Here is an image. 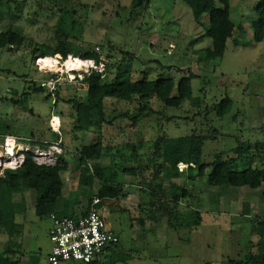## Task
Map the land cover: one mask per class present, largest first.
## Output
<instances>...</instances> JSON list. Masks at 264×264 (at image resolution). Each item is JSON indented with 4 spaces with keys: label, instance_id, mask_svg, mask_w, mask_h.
Listing matches in <instances>:
<instances>
[{
    "label": "rangeland",
    "instance_id": "rangeland-1",
    "mask_svg": "<svg viewBox=\"0 0 264 264\" xmlns=\"http://www.w3.org/2000/svg\"><path fill=\"white\" fill-rule=\"evenodd\" d=\"M257 2L230 0L233 37L227 40L221 58L206 61L200 50L211 46V38L205 35L204 26L193 21L184 0H150L136 8L131 6V0H0V32L10 28L22 36L20 44L0 48V89L9 88L18 97L26 96L24 106L13 105L9 100L0 105V116L10 125L9 136L19 143L14 144L12 153H6L1 147L6 137L0 138V159L14 165L25 152L33 159L38 147L46 153L47 164L56 163L58 155L67 156L63 196L68 205L80 195L75 204L78 207L99 189L91 163L82 162L74 150L95 140L96 135L75 127V111L71 103L62 100L83 98L86 91L82 81L65 80L64 69L52 73L58 80L53 95H48L46 88L32 89L48 79L46 73L51 74L38 71L35 66L41 44L56 48L66 41L82 49H94L106 66L119 68L122 75L129 74L133 80L177 81L192 73L196 76L191 80L192 95L200 98L199 105L184 99L178 107L164 106L150 98L148 105L154 113L145 112L135 125L119 121L123 129L119 139L127 146L116 155L113 168L120 176L118 181L127 186L123 195L112 202L119 212L109 211L106 217V227L118 236L116 247L106 258L110 257L112 264H228L229 259L238 260L250 252L262 253L251 241L255 239L253 222L263 214L264 186L229 188L218 195L216 204L215 195L220 189L207 185L206 177L177 179L175 187L169 180L161 181L160 173L155 175L157 165L152 159L157 138L197 133L204 139L202 159L208 170L216 153L232 156L231 149L239 140L253 142L264 138V39L253 41L249 24L257 19ZM202 21L207 24V17L203 16ZM64 60L61 57L60 63ZM225 96L232 99L231 109L218 116L213 106ZM113 107L109 104L108 110ZM137 108L138 104L132 103L131 114H136ZM51 114L61 120L58 133L48 131L47 118ZM37 139L49 144L61 139L60 149H44L36 143ZM109 159L106 149L98 162L101 168L108 167ZM244 166L239 162L236 168ZM124 168H136V176L122 177ZM108 169L107 175L111 173ZM72 174L77 177V188L69 185ZM157 184L163 186L166 194L177 188V207L199 209L201 223L196 227H170L165 216L153 219V212L147 209L148 190L150 185L158 189ZM182 187L187 192L185 196L181 194ZM26 197L29 203L25 216L29 222L21 248L34 263L47 264L51 248L49 220L36 217L33 196L26 193ZM246 203L252 206L251 211L248 205L250 216L243 215Z\"/></svg>",
    "mask_w": 264,
    "mask_h": 264
},
{
    "label": "trees",
    "instance_id": "trees-1",
    "mask_svg": "<svg viewBox=\"0 0 264 264\" xmlns=\"http://www.w3.org/2000/svg\"><path fill=\"white\" fill-rule=\"evenodd\" d=\"M190 7L193 21L200 26H204L205 35L211 38V46L200 50L206 61L216 60L223 56L226 42L232 39L235 24L230 18V0H184ZM150 0H131V6L141 7L149 3ZM255 13L257 19L251 21L250 28L252 40L260 42L264 39V0H258ZM207 17V24L202 21V17ZM22 36L12 29L0 32V48L15 46L20 44ZM38 57L54 56L59 54L62 58L68 55L91 59L95 64L103 63L101 54L94 49H82L66 41L61 42L56 48H51L46 44H41ZM37 57V58H38ZM104 74L92 71L82 80V85L86 95L83 98H64L62 100L71 103L74 109L75 127L85 132H94L95 140L87 144H81L75 148L79 159L82 162H90L92 174L100 182V187L96 194L103 198H118L123 195V181H118V173L113 168L116 163L115 158L120 154L121 148L127 146V142L122 144L119 139L122 127L119 121L126 120L135 125L138 119L145 113L155 111L148 105V99L155 98L164 106L178 107L184 99L189 100L193 105L200 104V98L192 95L191 80L195 78L192 73L180 77L177 81L172 78H156L152 80H133L129 74L120 73L119 68H112L104 64ZM48 78L53 74L46 73ZM45 87H33V91H43ZM82 88V90H83ZM174 90L176 94H174ZM48 95H51L48 93ZM58 99L59 94L56 93ZM144 99L146 102H143ZM9 100L13 105H23L26 96L18 97L11 91ZM61 100V99H60ZM137 103V113L131 114L129 107L132 103ZM109 104L113 105L111 111ZM24 106V105H23ZM232 106V99L225 96L214 104L213 110L218 116L227 114ZM117 111H116V110ZM120 127V128H119ZM10 125L7 119L0 116V138L9 135ZM109 138V139H108ZM35 143V142H30ZM42 148L48 147L49 143L36 142ZM49 144V145H48ZM204 139L202 135L191 133L187 137H163L157 138L153 143L152 159L155 165V175L160 173L161 181L169 180L171 185L177 186L174 180H194L206 177L207 185L220 189L215 195V203L222 193L229 188L249 187L259 188L264 186V138L262 140L250 142L249 140H239L236 147L231 149L232 156L223 153H216L206 170V163L202 159ZM110 153L108 167L101 168L98 163L105 150ZM182 162L187 164V168L179 171L176 164ZM245 165L242 169L236 166ZM193 164V166L190 165ZM115 167V166H114ZM68 168V162L61 155H58L54 164H39L26 152L22 168L11 170L5 169L4 176L0 175V234L9 236L18 233L20 225L16 222L15 216L18 213L27 211L29 203L26 193H30L34 199V214L39 219L47 218L51 213H56L60 207L64 195V175ZM111 173L106 174V169ZM187 173V174H185ZM125 174H137L136 168L123 169L122 177ZM151 187V188H150ZM148 195V212H153V219L160 216L167 218L170 227H196L202 221L201 211L188 207L187 210L178 208L179 195L177 191L170 189V193H165V189L160 184L157 188L150 185ZM182 196L187 194L181 188ZM88 196L87 204L91 197ZM264 198V188L262 189ZM243 215L247 216L249 206L245 204ZM156 211V213H155ZM81 212L80 214H84ZM57 214V213H56ZM59 215V214H58ZM63 215V214H62ZM74 216V214H66ZM252 229L258 235L257 245L262 253H248L243 258L229 259L228 264H264V215L259 221L253 222ZM117 243L108 249L116 247ZM13 251L6 246L0 252V264H20L19 258H14ZM31 264L34 263L31 260ZM91 264H112L110 257L101 262Z\"/></svg>",
    "mask_w": 264,
    "mask_h": 264
},
{
    "label": "built area",
    "instance_id": "built-area-1",
    "mask_svg": "<svg viewBox=\"0 0 264 264\" xmlns=\"http://www.w3.org/2000/svg\"><path fill=\"white\" fill-rule=\"evenodd\" d=\"M70 56L72 55H68L63 62H65ZM45 57H38L36 59L35 66L38 71H49L41 69L40 65L38 64V61L42 58L45 59ZM54 57H56L60 63L61 56L59 54H55ZM81 61L85 64L83 70L68 71L67 68H65V80L74 82L78 79V81H82L84 77L88 76L92 71H96L100 73L101 76H103V63L95 64L91 59H84ZM57 83L58 80L56 77H50L47 80L41 81L40 86L45 87L48 93L53 95ZM10 94L11 89H0V105L6 100V98H9ZM48 125L51 131L58 133L60 128L59 116L51 114L48 119ZM4 137H6L4 140V145L1 144V147H3L7 153L9 150L8 147H10L8 138L11 136L6 135ZM11 138L13 141L11 146L13 152V148L15 147L14 144H16L18 140L14 139L13 137ZM20 139H22L21 141L27 142L23 138ZM59 143L60 140L58 142L51 143L48 147L52 151H57L60 149L58 147ZM18 144L19 143H17V145ZM42 150L43 149H40L39 147L35 149L33 159L39 164H47L48 161L46 160V153ZM23 160L24 153L22 154V158L17 161L13 167L10 166V164H7V162L1 160L0 175L4 176L5 169L16 170L22 168ZM190 165L193 166L192 163H190ZM176 167L179 171H183L187 168V164L179 162L176 164ZM124 187L126 186L124 185ZM108 211V198L93 195L90 202L86 206L85 213L82 215L77 214L74 216H69L51 213L49 218L52 221V225L48 233L51 248L47 254V264H60L62 262L91 264L97 261H103L105 255L109 252L108 249L118 242V236L106 227V217Z\"/></svg>",
    "mask_w": 264,
    "mask_h": 264
},
{
    "label": "crops",
    "instance_id": "crops-1",
    "mask_svg": "<svg viewBox=\"0 0 264 264\" xmlns=\"http://www.w3.org/2000/svg\"><path fill=\"white\" fill-rule=\"evenodd\" d=\"M48 119L49 118H47V122H48ZM59 121H60V129H61V120H60V118H59ZM47 126H48V131L50 132V133H52V134H54V133H56V132H53V131H51L50 130V128H49V125H48V123H47ZM31 135V137H33L32 135V133L30 134ZM38 140V139H37ZM53 140H57V139H53ZM60 140V142H61V139H59ZM58 140V141H59ZM43 142V141H45V140H38V142ZM58 141H50L51 143H54V142H58ZM44 143V142H43ZM46 143H48V142H46ZM59 145H60V143H59ZM76 148V147H75ZM75 150V149H74ZM64 159H66V161L68 162V158H67V156H65L64 157ZM69 163V162H68ZM54 164V163H53ZM69 170V169H68ZM69 172H70V170H69ZM66 174H68V172L66 171L65 172V175ZM64 175V176H65ZM71 178H70V183H69V185H70V187H72V186H75L76 185V188L78 187L77 186V177L75 176V174H72L71 176H70ZM179 181H182L183 180V178H177ZM177 179H175L174 180V183L176 184V180ZM179 181H178V183H179ZM123 184L125 185V186H127V184H126V182H123ZM98 185H99V187H100V182H98ZM98 187V188H99ZM64 189L66 190V187H65V181H64ZM125 189V188H124ZM79 194V193H78ZM80 196V195H79ZM79 196L78 197H76L75 199H74V201L72 202V204L71 205H68L66 202H65V200H64V196H63V200H62V203H61V205H60V207H58V209L56 210V213L57 214H59V215H66V214H74V215H77V214H80L81 212H84L85 211V209H86V206H87V200H85V202H84V200H83V202L84 203H81L78 207L75 205L76 204V202L78 201V199H79ZM115 199V198H114ZM114 199H112V198H108V202H109V211H117L115 208H114V204L112 205V202L114 201ZM247 205H250L249 203H246ZM250 210L252 211V206L250 205ZM108 211V212H109ZM263 214H260V217H259V219H257V221H259L260 220V218L264 215V206H263ZM117 212H119V211H117ZM25 213L26 212H24V213H18L16 216H15V220H16V222L20 225V230H19V232L18 233H15L14 235H12V236H9V235H7V234H5V233H1L0 234V252L1 251H3L5 248H6V246H8L12 251H13V253L15 254V255H13V257L14 258H19V260H20V264H31V259L26 255V253H24V251L22 250V248H21V246H22V244H23V239H24V230H25V228H26V223L27 222H29L28 221V219H27V217L25 216ZM247 216H250L249 214L247 215ZM47 219L49 220V226H48V228H47V234L49 233V229L51 228V225H52V221L50 220V218L49 217H47ZM254 234V238L255 239H252V245H253V242L255 241V244L257 245V241H258V235L256 234V232H253ZM258 247H260V246H258L257 245V248ZM253 253V252H252ZM106 258V255H105V257H104V259ZM62 263H71V262H62ZM62 263H60V264H62ZM37 264H39V263H37ZM71 264H74V263H71Z\"/></svg>",
    "mask_w": 264,
    "mask_h": 264
},
{
    "label": "bare ground",
    "instance_id": "bare-ground-1",
    "mask_svg": "<svg viewBox=\"0 0 264 264\" xmlns=\"http://www.w3.org/2000/svg\"><path fill=\"white\" fill-rule=\"evenodd\" d=\"M75 58V59H73ZM38 64L40 65L41 69L46 70L48 69L50 72H63L65 68H67V70H83L85 64L77 57H73L70 56L66 59L65 62L59 63V61L57 60L56 57L53 56H46L45 59L42 58L38 61ZM62 64V67H60ZM66 72V71H65ZM57 120V119H56ZM8 143H9V153H12V138H8ZM1 158V157H0ZM10 159V158H9ZM1 160V159H0ZM14 160V159H13ZM11 162H7V164H10V166H14L11 164Z\"/></svg>",
    "mask_w": 264,
    "mask_h": 264
}]
</instances>
